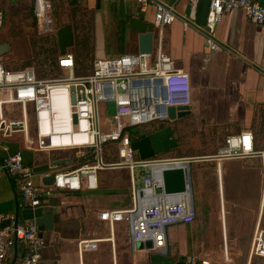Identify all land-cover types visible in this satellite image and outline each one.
<instances>
[{
  "label": "crops",
  "instance_id": "obj_1",
  "mask_svg": "<svg viewBox=\"0 0 264 264\" xmlns=\"http://www.w3.org/2000/svg\"><path fill=\"white\" fill-rule=\"evenodd\" d=\"M79 1L103 14L97 22L96 37L106 49L100 51L98 46L91 56V65L97 58L139 53V32L129 27L130 19L148 25L153 32L152 48L155 46L152 6L141 9L135 0H76ZM158 1L174 9L175 21L163 30V51L176 68L188 74L192 102L186 116L139 125L141 132L133 133V137L127 128L126 134L136 160L193 159L189 161V176L192 163L202 162L200 157L212 154L204 161L214 162L211 175L216 177L213 192L218 198L220 227L212 220L213 213L207 221L196 214L192 223L166 229L165 250L133 249L126 223L109 224L100 219V213L106 210L130 206L131 183L127 190L115 183L107 186L97 177L94 190H87L83 185L79 191L53 190L41 196L38 206L30 207L22 205L16 182L4 173L0 177V214L15 217L16 200L17 224L44 217L50 220L47 225L51 229L43 232L44 244L39 249L43 264H186L190 257L220 264H264L263 257L252 254L254 233L257 228L264 229V209L260 208L262 177L249 178L246 167L250 164L246 161L250 158L234 159L242 163L238 172L228 169L224 173L223 163H231V160L217 161L213 157L223 147L226 136L245 132L252 133L256 150H264V26L250 22L241 11L228 13L215 27L214 39L219 49L210 51L204 32L207 0H200L194 6L185 0ZM66 52L73 56L68 49ZM106 125L111 128L110 124ZM28 144L25 141L26 146L21 149L11 140L7 145L0 143L5 148L0 151V158L21 150L25 165L32 171L33 183L45 191L50 186L42 183L46 174L34 173V168L48 166V173L52 174L72 170L83 161L77 149L38 151ZM213 145H216L215 152H208ZM108 150L113 152L115 147L106 146L104 154ZM114 161L116 159L109 162ZM53 162L59 164L51 167ZM257 166L261 173L260 162ZM137 169V179L135 170L132 173L135 188L141 187V169ZM129 176L131 179L130 172ZM233 181L238 187H252L250 194H239L235 199L231 193L226 194L225 185L231 186ZM191 198L194 208L192 185ZM226 203H229L230 215L236 217V224L230 229L225 220ZM8 225L10 222L6 219L2 226ZM41 226L45 228L44 224ZM20 251L21 246L17 245V254Z\"/></svg>",
  "mask_w": 264,
  "mask_h": 264
},
{
  "label": "built area",
  "instance_id": "obj_2",
  "mask_svg": "<svg viewBox=\"0 0 264 264\" xmlns=\"http://www.w3.org/2000/svg\"><path fill=\"white\" fill-rule=\"evenodd\" d=\"M18 5L26 0H0ZM40 35L56 32L54 0H27ZM113 1V0H110ZM141 9L154 8L153 28L156 42L150 53H125L110 58L94 59L91 71L76 76L73 56L61 55L58 66L66 71L64 77H38L32 67L9 70L0 57V133L9 136L22 133L29 140L27 105H31L33 145L38 151H65L77 149L81 155L92 154V160L76 168L52 173V184L40 188L32 181V171L16 150L1 157L0 177L7 173L17 184L23 206L36 207L43 194L65 189L79 191L97 188V171L116 167L131 173V204L127 208L106 210L100 219L109 224L126 223L133 249L138 244L151 242V249L166 248V229L186 225L195 220L196 213L188 192L175 195L154 194V187H162L163 160L139 161L133 156L126 129L153 122H167L168 109L189 106L192 102L190 80L187 73L176 68L171 57L163 51V30L172 24L175 12L171 5L158 0H135ZM194 6L200 0H185ZM208 10L204 25L205 40L210 51L219 49L214 31L224 15L241 11L252 23L264 26V0H207ZM5 14L0 9V27ZM73 88V91H71ZM74 95V102L71 96ZM112 102L114 115L106 122L111 128L102 131L98 116L101 104ZM13 105H20L19 117ZM126 118V124L121 120ZM251 132L228 135L224 145L213 157L224 159L257 158L261 164L260 208L264 209V150L253 146ZM115 147L116 161L106 162V146ZM2 149H5L2 147ZM185 160V159H181ZM192 161L193 159H186ZM141 169V187H134L133 171ZM8 219L10 225L2 226ZM13 215L0 214V264H9L13 257L14 240L21 246L14 264H43L39 249L43 239L33 221L14 225ZM252 254L264 258V229H256L252 241ZM186 264H220L190 257Z\"/></svg>",
  "mask_w": 264,
  "mask_h": 264
},
{
  "label": "rangeland",
  "instance_id": "obj_3",
  "mask_svg": "<svg viewBox=\"0 0 264 264\" xmlns=\"http://www.w3.org/2000/svg\"><path fill=\"white\" fill-rule=\"evenodd\" d=\"M53 2L55 4L56 32L59 28L67 24H69L73 30L74 45L68 48V51H71L73 54V73L76 76L87 74L92 68L91 58L84 61V57H90L94 54L95 51L98 50V46H100V51L106 49V45L104 44V47H101L100 41L96 37L98 28L97 22H99V19L103 14L98 9H88L85 2L82 1H79V3L75 6L71 4V0H54ZM9 4L14 3L7 4L0 1V9L3 10L5 14L4 24L0 27V44L7 43L10 47L9 51L4 53L1 57L3 66L9 70L32 67L37 76L41 78L64 77L67 73L64 69L59 68L57 62L61 55L59 52L54 53L51 50H55L54 43L56 42V32L49 35H40L38 33L36 24L29 14L30 4L28 2H22L18 5ZM100 8H104L103 3H101ZM126 43L129 42L127 41ZM79 61L81 63H79ZM12 107L17 114L16 117H19L20 105H13ZM31 108V105H27V112L29 115V140L33 142L34 125L33 120L30 118ZM98 111L101 130L106 131L108 130V126L105 121L114 115V104L112 102L101 104L98 107ZM126 122V118L121 120L122 124H126ZM141 129L142 126H137L135 128L128 129L127 132L133 137V133H139L141 132ZM12 135L13 134L3 136L0 133V143L7 145L11 140L17 142L20 148L23 149L26 145L22 134L19 133L17 135ZM31 142L28 144L29 147H33ZM220 145H223V143L221 142ZM1 150L2 145H0V151ZM211 150L215 152L216 145H213L212 149L209 148L208 152H211ZM52 153L55 152H51V154ZM211 155L212 154L203 155L200 157L202 162L192 163L190 165V179L196 214L198 216L201 215L205 221H207L209 219V214L213 213L214 216L212 220L214 219V222L218 227H220L218 198L213 192V186L216 184V177L211 175L214 171V162L204 161L206 160L204 158ZM104 158L106 162L114 160L115 150L113 152L108 150V152L104 154ZM230 162L231 163L225 162L226 165L223 163L224 173H226V170L228 171V169L237 173L239 166L240 164L242 165V163L237 160H231ZM259 162L260 161L257 158H250L246 161V163L250 164L249 167H246L249 172L250 179H260L261 173L259 167L257 166ZM138 172V169H135L136 179L138 178ZM254 175L256 176L252 177ZM97 177L99 182L103 181L107 186H111L115 183L127 190L130 189V176L128 169L99 170L97 171ZM243 187H238V185H236L233 181L231 182V186L225 185L224 191L226 194L231 193L232 198L235 199L239 194H250L252 187ZM251 197L253 198V195ZM258 199H256V204ZM228 204L226 203L225 220L227 228L230 229V227L236 224V217H232L230 215ZM176 226H181V224Z\"/></svg>",
  "mask_w": 264,
  "mask_h": 264
},
{
  "label": "water",
  "instance_id": "obj_4",
  "mask_svg": "<svg viewBox=\"0 0 264 264\" xmlns=\"http://www.w3.org/2000/svg\"><path fill=\"white\" fill-rule=\"evenodd\" d=\"M129 27L137 32L138 34V52L143 53H150L152 48V39H153V32L151 29L148 28L146 23H142L136 21L134 19H130ZM58 52L60 55H64L66 50L73 45L74 37L72 27L67 24L59 28L55 35ZM10 47L7 43L0 44V57L4 53L9 51ZM73 91V88H71ZM72 103L74 102V95L71 96ZM189 113V106L183 107H171L168 109V118H180L186 116ZM0 162L2 159L0 158ZM166 165L162 166V187H154V194H166V195H175L183 192H188L191 197V185H190V176H189V161L185 160H175V161H164ZM59 162H53L51 167L58 165ZM34 173H44V177L42 178V183L51 185L53 176L52 174L48 173L49 169L48 166H40L33 169ZM7 178L10 180V177L7 173H5ZM192 199V198H191ZM49 218L44 217L38 218L35 220V224L38 228V236L42 238L43 232L45 230H50V226L47 225L49 223ZM18 222V202L15 200V220L14 225H17ZM41 224L45 225V228L41 226ZM151 242H146L145 244H138L136 249H149L151 248ZM17 258V242L14 240L13 246V257L9 264H14Z\"/></svg>",
  "mask_w": 264,
  "mask_h": 264
},
{
  "label": "trees",
  "instance_id": "obj_5",
  "mask_svg": "<svg viewBox=\"0 0 264 264\" xmlns=\"http://www.w3.org/2000/svg\"><path fill=\"white\" fill-rule=\"evenodd\" d=\"M71 4L72 5H77V2H76V0H71ZM9 5H11V4H9ZM29 14H30V16L32 17V19H33V21H34V17H33V13H32V11H31V9L29 10ZM76 14V13H75ZM4 21H5V18H4ZM34 23H35V21H34ZM73 31V30H72ZM73 45H74V42H73ZM54 49L55 50H53V49H51L52 50V52H54V53H56V52H58V47H57V42H55L54 43ZM93 48V47H92ZM92 52H93V50H92ZM91 53V52H90ZM92 56V55H91ZM91 56L90 57H84V61H87V59H90L91 58ZM77 60H78V58H77ZM91 60V59H90ZM79 63H81L80 61H79ZM92 160V154L91 153H87V154H85V155H83V161H81V163H79L77 166H79V165H81V164H83V163H86V162H88V161H91Z\"/></svg>",
  "mask_w": 264,
  "mask_h": 264
}]
</instances>
